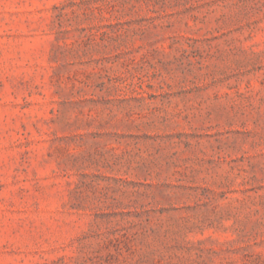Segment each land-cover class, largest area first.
Segmentation results:
<instances>
[{
	"label": "rangeland",
	"instance_id": "obj_1",
	"mask_svg": "<svg viewBox=\"0 0 264 264\" xmlns=\"http://www.w3.org/2000/svg\"><path fill=\"white\" fill-rule=\"evenodd\" d=\"M0 264H264V0H0Z\"/></svg>",
	"mask_w": 264,
	"mask_h": 264
}]
</instances>
